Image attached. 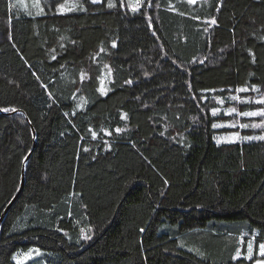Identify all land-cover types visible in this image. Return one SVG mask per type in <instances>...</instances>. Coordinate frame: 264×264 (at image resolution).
I'll use <instances>...</instances> for the list:
<instances>
[{
  "label": "trees",
  "instance_id": "obj_1",
  "mask_svg": "<svg viewBox=\"0 0 264 264\" xmlns=\"http://www.w3.org/2000/svg\"><path fill=\"white\" fill-rule=\"evenodd\" d=\"M42 1L0 0V264L252 261L264 141L212 124L264 107L230 99L264 93V0Z\"/></svg>",
  "mask_w": 264,
  "mask_h": 264
},
{
  "label": "snow or ice",
  "instance_id": "obj_2",
  "mask_svg": "<svg viewBox=\"0 0 264 264\" xmlns=\"http://www.w3.org/2000/svg\"><path fill=\"white\" fill-rule=\"evenodd\" d=\"M90 2L92 4H98V3H101L102 0H90ZM147 2H148V5L149 6H152V0H147ZM187 2L189 4H195L196 3V0H187ZM137 3L138 4H141L142 3V0H137ZM37 6L39 7V0H38V3H37ZM107 6L109 8H113L116 5H115V3L112 2V0H108ZM67 10L68 11H72L73 9L72 8H69ZM80 10L87 11V9L86 8H83V7H81ZM43 11H44L43 8H40V13H43ZM58 11L63 12L64 11V5H60ZM131 11L135 13V12L138 11V8L133 7L131 9ZM210 23L213 24V25H215L216 24L215 18H213ZM153 35H155V32H153ZM112 46L113 47H116L115 43H113ZM52 59H56V57L53 56ZM202 62L203 61H201V63ZM252 62L255 63V57L254 56H253V61ZM128 83H131V81H129ZM249 90H251L254 93H257L258 95L255 96V97H244V98H242L240 96L233 95V96H231L230 99L233 100V101H237L238 103H249V104L255 103V104L264 106V93H261L260 87H258L256 85H246L244 87H240V88L236 89V91L237 92H240V93H246ZM205 91H208V90H205ZM212 91H215V90H212ZM220 91H223V89H221ZM193 99H195V97H193ZM220 103L223 104L224 101L223 100H220ZM0 111L7 112V111H9V109L8 108H3V109H0ZM11 111L15 112L16 110L13 108V109H11ZM218 111H219L218 109L213 108L212 109V115L213 116H216L218 114ZM225 114L226 115H233V114H235L236 116H239V117H247V118H257L258 117V118H260V120H259L258 123H253L251 125L250 124H246V123H242V124L239 125V127L242 128V129L243 128H249V127L253 128V129H257V128L264 129V107H260V108H258L256 110H251V111H238L236 107H232V108L228 109ZM222 126H224V125L217 124V123H213L212 124V127L213 128H219V127H222ZM227 126L228 127H235L236 124H235V122H233L232 124H229ZM119 131H121V129H117V132H119ZM161 134L163 135V133H161ZM93 136L95 137V134H93ZM235 137L236 138H241V137H239V133H236L235 134ZM242 139H244V140H253V139H255V140L264 141V135H259V136H244V137H242ZM85 151H87V149H85ZM165 183H167V181H165ZM89 231H91V229H89ZM140 231L143 232L144 229L141 228ZM81 232H82V235H81V239L82 240H89V239H91V236L86 235V234H83V229H81ZM241 240H242V238H241ZM32 251L33 250H30L29 253L25 254V256L26 257H30L31 254H32ZM35 251L37 253H39V250L38 249L35 250ZM257 255L260 256V257H264V243L259 244V251H258ZM239 257H240V253L238 251L236 253V256L234 258L235 259H238ZM245 258L246 259H249V260H251L253 258V243L252 242H248V244H247V256ZM14 259H15V257H14ZM255 264H264V260L257 259L255 261Z\"/></svg>",
  "mask_w": 264,
  "mask_h": 264
},
{
  "label": "rangeland",
  "instance_id": "obj_3",
  "mask_svg": "<svg viewBox=\"0 0 264 264\" xmlns=\"http://www.w3.org/2000/svg\"><path fill=\"white\" fill-rule=\"evenodd\" d=\"M75 1L76 0H69V3L70 4L76 3ZM37 3H38V0H18V5L20 7H24V9H26V12H30V11L37 12V11H40V8H42L41 4H45V2H43L42 0H39V7L37 6ZM135 3H137V0H121V5L123 6L122 8H128V6L132 7V5H133V7H137V6H135ZM63 4L64 3H60L59 6L63 5ZM239 109H240V107H239ZM227 110L224 111V114L226 113ZM238 111H241V110H238ZM227 116H229L230 118L233 117V122H235V124H236V126H235L236 130L231 127L232 130H230L229 132L227 131L228 134L227 133L216 134L215 136H213L215 142H217V143H230V142H237V141L247 142V141H252V140H244V139H242V137L247 136L246 135L247 133H250V135H248V136L264 135V129H259V128L253 129L251 127L242 129V128L239 127V125L242 124V123H246V124H250V125L253 124V123H258L260 118H258V117L257 118L239 117V116H236L235 114L227 115ZM233 122L225 123L224 127H228L227 125L232 124ZM233 129H234V132H233ZM236 133H239V137H241V138H236L235 137ZM258 251H259V246H258V249L256 250L255 253H254V247H253V257H254V259L253 260L251 259L252 261H250L248 264H255V261L257 259L264 260V257H260V256L257 255ZM246 255H247V253H246Z\"/></svg>",
  "mask_w": 264,
  "mask_h": 264
},
{
  "label": "water",
  "instance_id": "obj_4",
  "mask_svg": "<svg viewBox=\"0 0 264 264\" xmlns=\"http://www.w3.org/2000/svg\"><path fill=\"white\" fill-rule=\"evenodd\" d=\"M23 180H22V182L20 183V189H19V191L17 192V194L15 195V197H17L18 196V194L20 193V190L23 188ZM15 197H13V199L11 200V202L9 203V205L7 206V208L5 209V211H3V214H2V216H1V218H0V223H1V221H2V219H3V217H4V215L6 214V211L9 209V207L11 206V204L14 202V200L16 199Z\"/></svg>",
  "mask_w": 264,
  "mask_h": 264
}]
</instances>
